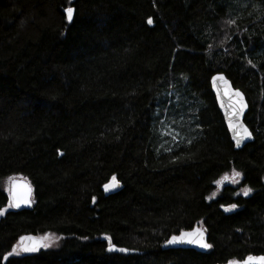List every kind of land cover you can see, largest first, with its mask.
<instances>
[{"label":"trees","instance_id":"obj_1","mask_svg":"<svg viewBox=\"0 0 264 264\" xmlns=\"http://www.w3.org/2000/svg\"><path fill=\"white\" fill-rule=\"evenodd\" d=\"M217 73L250 105L255 140L240 150L212 90ZM233 169L241 184L225 181L209 200ZM16 176L35 204L0 215V264L264 255V0H0V210ZM113 177L122 188L106 195ZM196 226L207 253L162 249ZM47 233L62 237L57 247L13 253Z\"/></svg>","mask_w":264,"mask_h":264},{"label":"snow or ice","instance_id":"obj_2","mask_svg":"<svg viewBox=\"0 0 264 264\" xmlns=\"http://www.w3.org/2000/svg\"><path fill=\"white\" fill-rule=\"evenodd\" d=\"M66 17L69 22L72 21L74 11L75 9L73 7H68L65 10ZM147 23L151 25L153 23L152 19L149 18L147 20ZM231 24H235V21H229ZM217 79L223 80L224 78L222 76L217 77ZM226 95H228L229 98V120L231 121L234 117L237 118V121L239 119L240 114L243 112L244 108L246 107V104L244 103V98L242 94L239 91L235 92H227ZM229 127L232 129V131L235 133L234 139L236 141V146L239 147L243 140L250 139L251 138V132L248 131L246 127L243 128V131L241 132L239 129L242 127L239 123H230ZM242 177V173L233 169L232 170V176L231 178L227 175L222 177L220 181H217L216 183L218 185H221L225 181H230L232 183H239V179ZM119 186V183L116 181L115 177H113V180L110 184H106L105 191H110L116 187ZM11 191V203L9 204V207H15L19 208L21 204H28L30 206L31 202V194L32 189L30 185H17L13 183ZM252 191L249 187H243L242 188V194L244 196H248L249 193ZM240 193H238L239 195ZM236 208L235 204L230 205L228 208H225V211H231L232 209ZM7 211V209L0 210V215H4V213ZM22 239H29L30 243L28 245H24L22 247V251L25 253L28 252H37L41 248H47L51 247L49 244H45L43 240H32L31 238H22ZM110 239V238H109ZM169 244H189V245H196L197 247L201 249H210L212 247L211 244L205 242L204 236L202 232L195 231V232H185L182 233L181 236H173L169 241ZM109 251H120V252H126L127 249H116L114 247H109ZM14 252H19L16 249H13ZM11 256V253L9 254ZM5 259H8L5 257ZM244 264H264V256L261 257H253L249 256L247 260L244 262Z\"/></svg>","mask_w":264,"mask_h":264},{"label":"water","instance_id":"obj_3","mask_svg":"<svg viewBox=\"0 0 264 264\" xmlns=\"http://www.w3.org/2000/svg\"><path fill=\"white\" fill-rule=\"evenodd\" d=\"M220 76H222L224 79L223 80L217 79V77H220ZM211 86H212L213 93L215 94L218 107H219V109L221 111V114H222V117L224 119L225 125H226V127H227V129H228V131H229V133L231 135V138H232V140L234 142L236 150L243 149L246 145L254 142V140H255V136H254L252 130L248 127V125L245 122V117H246L247 113L249 112V107H250L246 95L240 89L236 88L234 86V84L232 83V81L224 73L215 74L212 77V79H211ZM226 91L227 92L239 91L242 94L243 98H244V103L246 104V107L244 108L243 112L240 114L238 121H237V118H235V117L231 121L229 120V108H228V105H229L230 101H229L228 95H226ZM230 123H239L242 126L239 129L241 132L243 131V128L246 127L248 129V131L251 132V138L243 140L241 145L239 147H237L236 146V141L234 139L235 133L229 127ZM116 181L119 183L118 187H116V188H114V189H112L110 191H105V187H104V191H105L106 195H110L112 193L118 192L122 188L121 183L118 180H116ZM111 182H112V180L109 183H107V184H110ZM13 183H15L17 185H25V184H27V185H30L31 189H32L30 206L28 204H23L22 203L19 208L13 207V209H15V210H30V209H32L33 205H34V189H33L32 184L30 183V181L28 179H26V178H23V177H15L11 181L10 189L12 188ZM9 197H10V203H11V191H10ZM195 231L202 232L203 236H204V239H205V242L209 243L208 235H207L206 230L203 227H200V226H196V227H194L191 230H185V231H183V232H181V233H179L177 235H174V236L179 237V236H181L182 233L195 232ZM172 237H170V239ZM26 238H31L32 240H43V242L45 243V240L43 238H41V237H38V236H28ZM168 241L162 246L163 250H169V249H195V250H197L199 252L207 253L211 249V248L210 249H201V248L197 247L196 245H189V244H169ZM29 243H30L29 239H25L23 244H22V246H21V248L24 245H28ZM111 247H114L116 249H120V248H118V247H116L114 245H111ZM42 249L43 248H41L40 250H42ZM123 249H126V248H123ZM39 251H37V252H39ZM111 252L128 253L129 254V253H132L133 251L127 249L126 252H120V251H111ZM28 253H36V252H28ZM261 256H264V255H258V256H253V257H261ZM246 260H247V258L245 260H243V261H239L237 264H244V262Z\"/></svg>","mask_w":264,"mask_h":264},{"label":"rangeland","instance_id":"obj_4","mask_svg":"<svg viewBox=\"0 0 264 264\" xmlns=\"http://www.w3.org/2000/svg\"><path fill=\"white\" fill-rule=\"evenodd\" d=\"M168 130H170V133L172 134V136L175 138V141H179V140H181V137L179 136V132H178V130L177 129H173L171 126L169 127V129ZM178 138H180L179 140H178ZM227 176H229L230 178H231V176H232V172H230L229 174H227ZM11 180H12V178H8V179H6L4 182H3V187H4V189L8 192V193H10V184H11ZM221 180V179H220ZM219 180V181H220ZM243 180V175H242V177L239 179V183H232V182H230V181H227V183H229V184H232V185H235V186H239L240 184H241V181ZM219 186L220 185H218L217 183H216V186H215V189L211 192V194H210V196H209V200H213V199H215V198H217L218 197V195H219V191H220V189H219ZM243 188V187H242ZM242 188L239 190V193L240 194H242ZM252 194V191L249 193V195H251ZM243 195V194H242ZM229 206H226V207H224V210H225V208H228ZM238 206H236V208H234V209H232L231 211H226V212H233V211H236V210H238ZM5 209H9V206H7ZM41 237L45 240V244H49V245H51V247H47V248H45V249H50V248H55V247H57L58 245H59V243H60V241H61V236H58L57 234H55V233H47V234H44V235H41ZM24 240V239H23ZM23 240H21L20 241V244H21V242H23ZM16 250L19 252V254H17V252H13L15 255H23V254H25V252H23L22 251V248H21V246H19L18 245V247H16ZM228 264H237V261H231V262H229Z\"/></svg>","mask_w":264,"mask_h":264},{"label":"bare ground","instance_id":"obj_5","mask_svg":"<svg viewBox=\"0 0 264 264\" xmlns=\"http://www.w3.org/2000/svg\"><path fill=\"white\" fill-rule=\"evenodd\" d=\"M233 141V140H232ZM234 143V142H233Z\"/></svg>","mask_w":264,"mask_h":264}]
</instances>
